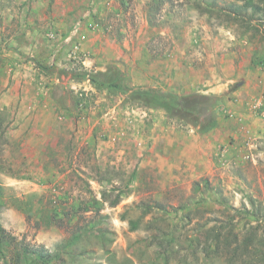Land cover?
Instances as JSON below:
<instances>
[{
  "label": "rangeland",
  "instance_id": "374dc122",
  "mask_svg": "<svg viewBox=\"0 0 264 264\" xmlns=\"http://www.w3.org/2000/svg\"><path fill=\"white\" fill-rule=\"evenodd\" d=\"M83 70L212 95L218 123ZM0 119V225L56 264H264L232 257L250 224L264 237V0H0Z\"/></svg>",
  "mask_w": 264,
  "mask_h": 264
},
{
  "label": "trees",
  "instance_id": "16d2710c",
  "mask_svg": "<svg viewBox=\"0 0 264 264\" xmlns=\"http://www.w3.org/2000/svg\"><path fill=\"white\" fill-rule=\"evenodd\" d=\"M251 3V2H250ZM118 71L100 72L105 76L101 78L99 73H90L87 70L72 72V78L74 79H87L90 80L95 86L99 88H106L107 90L121 95H127L133 99H137L143 103V105L149 108L163 109L166 114L172 118H179L199 129L201 134L210 132L218 123V116L215 113V105L217 101L212 95L190 93L179 94L176 92L165 91L157 88H137L126 84L121 74H117ZM3 127V122L0 119V130ZM208 184L209 182L206 181ZM1 189V187H0ZM15 205L18 209L23 211L27 218L31 216V209L33 205L25 204L19 198H16ZM120 198L118 197L113 205L118 204ZM96 210H100L97 207ZM80 208V207H79ZM88 210L89 207L82 208ZM246 212L252 215L255 219L257 216L253 215L249 211ZM76 215V214H75ZM75 215L70 219L74 220ZM76 224V222H75ZM131 227L137 229L139 226L138 221L131 222ZM249 225V223H247ZM76 228V226H75ZM234 234L235 240L231 239L230 235ZM82 233L74 230L72 236L68 240V244H73L79 241L82 237ZM239 235L232 229L228 234H223L222 230L219 231L214 239L217 243L216 250L220 248L221 244L226 248H230L232 242H239ZM264 237L259 234L258 226L250 224L246 230L243 241L236 244L232 249V257H235L238 253L242 257L247 256H260L263 258L261 246H263ZM241 249V250H239ZM231 257V258H232ZM56 255H52L50 251L45 250L35 243H32L24 238L18 239L15 235L7 232V230L0 225V264H56ZM2 261V262H1ZM61 264H66L65 261Z\"/></svg>",
  "mask_w": 264,
  "mask_h": 264
},
{
  "label": "built area",
  "instance_id": "2783aa9c",
  "mask_svg": "<svg viewBox=\"0 0 264 264\" xmlns=\"http://www.w3.org/2000/svg\"><path fill=\"white\" fill-rule=\"evenodd\" d=\"M258 105H259V104H258ZM258 105H257L256 107H259Z\"/></svg>",
  "mask_w": 264,
  "mask_h": 264
},
{
  "label": "clouds",
  "instance_id": "9594fccd",
  "mask_svg": "<svg viewBox=\"0 0 264 264\" xmlns=\"http://www.w3.org/2000/svg\"><path fill=\"white\" fill-rule=\"evenodd\" d=\"M53 239L55 240L56 238L54 237Z\"/></svg>",
  "mask_w": 264,
  "mask_h": 264
}]
</instances>
